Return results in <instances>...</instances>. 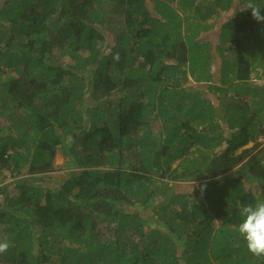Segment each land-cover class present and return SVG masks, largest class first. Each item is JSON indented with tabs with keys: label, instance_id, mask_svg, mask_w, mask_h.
I'll list each match as a JSON object with an SVG mask.
<instances>
[{
	"label": "trees",
	"instance_id": "obj_1",
	"mask_svg": "<svg viewBox=\"0 0 264 264\" xmlns=\"http://www.w3.org/2000/svg\"><path fill=\"white\" fill-rule=\"evenodd\" d=\"M248 2L1 0L0 264H264L237 231L264 200Z\"/></svg>",
	"mask_w": 264,
	"mask_h": 264
},
{
	"label": "clouds",
	"instance_id": "obj_2",
	"mask_svg": "<svg viewBox=\"0 0 264 264\" xmlns=\"http://www.w3.org/2000/svg\"><path fill=\"white\" fill-rule=\"evenodd\" d=\"M244 10H250L255 21L264 22V14H262L264 11L251 0L245 5ZM240 215L242 220L237 226L238 234L243 238L248 251L253 256L264 257V200H257L253 204L243 206ZM8 248L7 242H0V254L5 253Z\"/></svg>",
	"mask_w": 264,
	"mask_h": 264
},
{
	"label": "rangeland",
	"instance_id": "obj_3",
	"mask_svg": "<svg viewBox=\"0 0 264 264\" xmlns=\"http://www.w3.org/2000/svg\"><path fill=\"white\" fill-rule=\"evenodd\" d=\"M0 3H1V0H0ZM227 15V14H226ZM229 15H230V13H229ZM223 16V18H224V16H225V14H223L222 15ZM217 22H218V24H216V25H220V23H221V21H220V19L218 18V20H217ZM214 68L217 70V71H219V67L218 66H214ZM218 81H216L215 83H217ZM206 87H204L203 86V88L202 89H205ZM210 97H212V95L210 94ZM225 129H228V128H225ZM228 131V130H227ZM252 146V144H250L249 145V147H251ZM222 149H224V147L222 148ZM64 161H65V159L62 157V156H58L57 157V159H56V165L57 166H62L63 164H64ZM66 177V173L65 172H60V173H55L54 175H53V177L51 178L52 180L50 181V183L54 180L56 183L58 182H62L63 181V179ZM4 178V177H3Z\"/></svg>",
	"mask_w": 264,
	"mask_h": 264
}]
</instances>
